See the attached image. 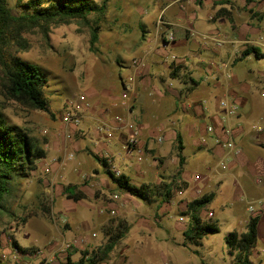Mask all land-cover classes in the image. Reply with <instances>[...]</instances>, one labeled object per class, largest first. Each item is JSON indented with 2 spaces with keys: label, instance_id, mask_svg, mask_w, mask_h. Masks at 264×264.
Segmentation results:
<instances>
[{
  "label": "crops",
  "instance_id": "1",
  "mask_svg": "<svg viewBox=\"0 0 264 264\" xmlns=\"http://www.w3.org/2000/svg\"><path fill=\"white\" fill-rule=\"evenodd\" d=\"M176 3H180L179 0H172L158 18ZM186 4L180 6L186 11L179 10L174 22L166 21L164 13L162 21L166 24L159 25L157 18L154 35L142 33L135 46L126 45L123 53L129 54V58L122 60L129 65L123 76L119 74V82L114 80L101 90L90 89L80 94L86 96L89 108L82 113L81 124L72 126L70 136L64 138L60 163H57L56 151H51L54 171L51 181L60 176L51 203L57 205L61 219L74 221L75 240L79 247L88 243L90 253H101L100 250L109 243H103V235L89 234L91 231H100L111 215L122 213L125 218L128 212H138L142 206L139 199L112 180L107 172L109 169L103 164L106 158L110 169L120 170L133 185L152 188L154 202L151 204H155L159 211L153 217L138 213L140 219L134 225L161 223L166 216L169 220L185 216V222L176 220L170 229L177 231L179 225L185 224L182 244L187 249L188 244L197 248L204 246V238L194 245L186 236L189 235L186 226L192 222L191 215L187 214L189 203L201 198L199 191L202 197L213 194L214 200L215 193L209 191V185L221 187L227 183L226 179L234 177L237 182H242L246 197L264 198V131L257 133L253 126L259 125L250 121L252 115L264 109L262 104L251 100L253 87L260 89L264 98V71L261 73L244 66L248 61L264 58V46L257 44L264 36V0H188ZM199 8L210 10L202 14ZM169 33L174 34L173 41H169ZM213 38L223 39L226 44L216 47L210 41ZM252 49L257 51L251 52ZM111 65L112 70L115 65L120 67L119 71L122 68L117 61ZM115 74L114 71L110 73L111 78ZM126 92L130 97L127 106L123 99ZM223 99L239 106L238 115L228 120L229 125H226L225 111L220 107ZM244 102L251 103L246 113L243 112ZM117 117L130 119L139 129V145L145 150L144 161H137L124 149L128 135L124 125L116 121ZM260 118L264 120V116ZM209 126L214 128L212 133L207 132ZM228 126L233 129L241 153L228 170L219 171L216 162L226 155L227 150L215 140H227L224 128ZM260 127L264 130V124ZM100 128L110 131L112 137L109 138ZM202 138L207 139L206 145L202 144ZM179 142L183 156L181 166ZM68 150L72 151L74 159L65 165L70 155L66 154ZM151 173L156 178L151 177ZM197 175L202 180L196 181ZM170 184H173V198L163 202L161 196L160 201L155 202L154 192L163 193L162 189ZM69 194L83 195L84 198L76 201L69 198ZM205 209L200 212L203 224L206 218L215 217L213 211L205 212ZM92 212H97V229L93 230L90 227L95 225L94 218H90V214L86 216ZM63 237L69 239L71 236ZM76 253L84 251L76 249ZM105 260L96 264H108Z\"/></svg>",
  "mask_w": 264,
  "mask_h": 264
},
{
  "label": "rangeland",
  "instance_id": "2",
  "mask_svg": "<svg viewBox=\"0 0 264 264\" xmlns=\"http://www.w3.org/2000/svg\"><path fill=\"white\" fill-rule=\"evenodd\" d=\"M7 1L14 15L29 12L23 6L29 0ZM56 1L45 0V5ZM171 2L172 0H91V4L99 7L106 3L104 16L100 13L90 16L91 24L100 18L97 22L100 39L94 48L90 44L91 29L71 23L51 26L47 37L39 31L24 33L23 37L29 44V49L17 51L13 47L8 52L7 56L11 58H20L38 65L47 78L45 97L49 104L48 112L28 110L14 102H8L4 112L12 124L29 129L45 144L48 154L45 160L39 162L37 171L30 177L17 181L16 192L8 202L6 214L0 220V264H65L69 254L71 261L77 263L82 259L83 253L75 254L76 249L81 252L90 251L88 243L79 247L76 242L74 221L61 219L57 205L51 203L60 176L51 181L54 171L50 154L52 150L56 151L57 163L61 162L62 143L65 138L63 111L77 95L90 89L101 90L114 80L119 82V74L123 76L125 67L129 65L122 60L129 58V54L123 53L126 45L135 46L142 33L154 35L159 14ZM179 2L176 6L170 5V9L164 12L166 21L174 22L179 10L186 11V8L180 9V6H184L188 0ZM199 10L205 14L210 8ZM164 13L158 18L159 25L161 22L162 25L166 24L162 21ZM113 61L122 66L120 71L117 65L113 66L112 70ZM244 66L255 68L262 73L264 58L248 61ZM113 71L116 76L111 78L110 73ZM260 91L253 87L251 100L264 107V98ZM250 107V102H244L243 112L246 113ZM261 115L264 116V109L252 115L250 121L262 126L264 120H261ZM66 154H72V151L68 150ZM67 161L65 165L72 162ZM150 176L156 178L152 173ZM130 178L136 180L134 177ZM214 178L215 181L216 177ZM226 181L221 187L212 185V188L209 185V191L215 193V199L205 212L213 211L215 217L214 220L206 218L204 223H216L219 231L203 236V247L197 248L188 244L187 249L182 244V227L185 224L179 225L177 231L170 229L175 225V221H178V216L171 217L170 220L166 216L161 223L151 222L147 226H135L134 223L140 219L137 217L138 213L141 216L153 217L159 211L155 204L148 205L141 200L138 201L142 205L138 212H128L125 218L122 213L111 215L106 224L100 227V231H91L89 234L103 235V243H108L112 237L118 235L121 224L123 227L129 226L130 231L118 240L111 255L106 258L108 264H233L236 252L231 255L226 237L234 231L246 232L249 219L259 216L258 243L251 252V259L254 264H264V206L259 200L253 199L254 197H246L243 194L240 180L237 182L234 177H229ZM177 188L180 189V186ZM160 193L161 191L157 190L155 202L160 201ZM250 201L254 202L255 208L252 214L248 211ZM89 214L90 218H94L93 223L97 222V212L88 213L86 216ZM188 227L187 224L186 228ZM90 228L97 229L96 223ZM63 235L71 237L65 239ZM14 256H17V259Z\"/></svg>",
  "mask_w": 264,
  "mask_h": 264
},
{
  "label": "trees",
  "instance_id": "3",
  "mask_svg": "<svg viewBox=\"0 0 264 264\" xmlns=\"http://www.w3.org/2000/svg\"><path fill=\"white\" fill-rule=\"evenodd\" d=\"M23 6L29 12L14 15L8 1L0 0V220L6 214L8 202L16 192L18 179L30 177L37 171L39 162L45 160L48 154L45 144H42L29 129L12 124L4 112L8 102L17 103L28 110L48 112L49 104L45 97L47 78L38 65L20 58H11L7 56L8 52L13 47L17 51L29 49V44L23 37L24 33L39 31L47 37L51 26L71 23H78L91 29L90 44L94 48L100 39V29L97 25L100 18L91 24L90 16L94 13L104 16L106 9V3L99 7L91 4V0H57L49 5H45V0H29ZM252 50L251 52L257 51ZM251 52L248 51V54ZM177 149L181 166L183 156L180 153L182 150L180 142ZM103 164L109 169L108 174L119 188L139 200L152 203V188L133 185L125 175L116 177L106 159ZM162 191L163 202L173 198V184L167 185ZM68 196L76 201L84 198L79 194ZM213 198V194H208L189 203L187 214L191 215L192 222L187 232L189 235L186 236L194 245H198L203 236L219 231L215 223L203 224L200 218V212ZM259 221V216H252L247 223L246 232L234 231L226 237L231 255L236 252L233 264H254L251 252L258 243ZM120 227L118 235L111 238L106 247L100 250L101 253L84 252L82 259L77 263L71 261L69 254L65 264H96L106 259L118 240L128 232V226L123 227L121 224Z\"/></svg>",
  "mask_w": 264,
  "mask_h": 264
},
{
  "label": "built area",
  "instance_id": "4",
  "mask_svg": "<svg viewBox=\"0 0 264 264\" xmlns=\"http://www.w3.org/2000/svg\"><path fill=\"white\" fill-rule=\"evenodd\" d=\"M162 23V22H161ZM169 41L174 40V34L169 33L168 35ZM210 41L214 43L216 47H221L226 44V41L223 39H216L213 38ZM257 44H260L264 46V36H261L258 40ZM175 58L173 57V60ZM172 86V84H170ZM129 93L126 92L123 94V99L125 102V105H128V99H129ZM220 107L225 111V123L226 125H229L228 120L231 117H236L239 113V106L230 101L229 99H223L220 101ZM89 108V104L87 103V99L85 95H78L74 99H72L65 107L62 115V124H63V133L66 138H68L71 134V127L72 126H79L82 122L83 116L82 113ZM130 108V107H129ZM116 121L124 125V129L127 132V142L124 146V149L129 155H133L136 157L137 161L142 162L144 161L145 157V150H143L139 145V129L137 126L130 120V119H123L121 117H117ZM253 128L256 130L257 133H262L264 130L260 126H253ZM101 132H105L109 138L112 137V134L110 131L105 130L104 128H100ZM214 131V128L212 126L207 127V132L212 133ZM224 132L227 135V140L222 141L221 139L217 138L215 140V143L219 146H223L226 148L227 153L224 155L218 162H216V168L219 171H226L229 168V165L235 160V158L241 153V150L239 147H237L235 140H234V134L233 129L228 126L227 128H224ZM161 142L162 139H159ZM202 144H207V139L202 138ZM68 160H73V155L70 154L67 158ZM107 159V158H106ZM116 177H119L122 175L120 170H113L112 171ZM196 181L202 180V177L197 175L195 177ZM179 195H182L181 192H179ZM198 195L202 197V193L199 191ZM117 198V197H115ZM259 203L264 206V198L259 200ZM254 202L250 201L248 203V211L252 214L255 212L254 208ZM211 216V215H210ZM179 222H185V216H180L178 218ZM15 259H17V256H14Z\"/></svg>",
  "mask_w": 264,
  "mask_h": 264
}]
</instances>
